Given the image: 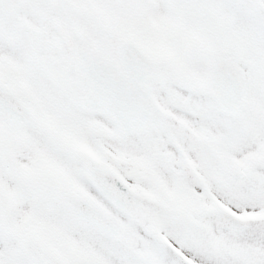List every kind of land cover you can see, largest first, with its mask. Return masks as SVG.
Here are the masks:
<instances>
[{
  "label": "snow or ice",
  "instance_id": "1",
  "mask_svg": "<svg viewBox=\"0 0 264 264\" xmlns=\"http://www.w3.org/2000/svg\"><path fill=\"white\" fill-rule=\"evenodd\" d=\"M0 264H264V0H0Z\"/></svg>",
  "mask_w": 264,
  "mask_h": 264
}]
</instances>
